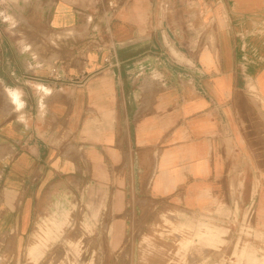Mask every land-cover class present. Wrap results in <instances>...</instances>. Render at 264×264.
Listing matches in <instances>:
<instances>
[{
  "label": "crops",
  "instance_id": "0c3cea01",
  "mask_svg": "<svg viewBox=\"0 0 264 264\" xmlns=\"http://www.w3.org/2000/svg\"><path fill=\"white\" fill-rule=\"evenodd\" d=\"M14 1L44 14L0 11L1 248L69 168L212 216L246 185L264 220V0ZM81 35L97 46L72 47Z\"/></svg>",
  "mask_w": 264,
  "mask_h": 264
},
{
  "label": "rangeland",
  "instance_id": "374dc122",
  "mask_svg": "<svg viewBox=\"0 0 264 264\" xmlns=\"http://www.w3.org/2000/svg\"><path fill=\"white\" fill-rule=\"evenodd\" d=\"M1 1L0 11L10 19L15 12L44 14L40 7L14 8V0L3 8ZM61 35L51 39L55 48ZM69 42L79 48L98 44L85 35ZM46 43L40 34V52ZM67 170L29 201V231L17 249L0 247V264H264V220L253 200H237L246 185H231L235 198L212 216L137 193L126 199L122 184L90 183L88 169ZM32 244H39L35 254L29 252Z\"/></svg>",
  "mask_w": 264,
  "mask_h": 264
},
{
  "label": "built area",
  "instance_id": "2783aa9c",
  "mask_svg": "<svg viewBox=\"0 0 264 264\" xmlns=\"http://www.w3.org/2000/svg\"><path fill=\"white\" fill-rule=\"evenodd\" d=\"M115 56V53H114V48L112 46H109L108 47V55L106 56L105 60L106 61H109L111 60L113 57ZM52 73H55L56 72V68H52L51 70ZM56 75H57V72H56Z\"/></svg>",
  "mask_w": 264,
  "mask_h": 264
}]
</instances>
